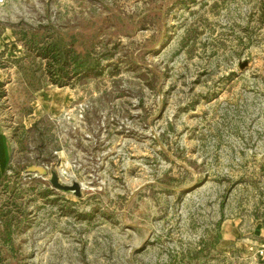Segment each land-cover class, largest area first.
<instances>
[{"label": "rangeland", "instance_id": "374dc122", "mask_svg": "<svg viewBox=\"0 0 264 264\" xmlns=\"http://www.w3.org/2000/svg\"><path fill=\"white\" fill-rule=\"evenodd\" d=\"M0 84V264H264V0H8Z\"/></svg>", "mask_w": 264, "mask_h": 264}, {"label": "trees", "instance_id": "16d2710c", "mask_svg": "<svg viewBox=\"0 0 264 264\" xmlns=\"http://www.w3.org/2000/svg\"><path fill=\"white\" fill-rule=\"evenodd\" d=\"M147 18V17H146ZM145 18L141 21V26L144 24ZM90 38H85L82 33H73L68 35L65 39H53L49 42L39 46L37 53L42 59L50 60L51 73L50 75L58 78H67L70 74L76 76L78 74H96L97 61L93 57L95 43L94 40L97 37V33H91ZM92 36V37H91ZM56 84L65 85L63 81H55ZM0 84V88H1ZM0 93V97H1ZM190 166H195L194 163L189 162ZM172 181V178L167 180ZM4 235L6 237L5 243L8 246H12L13 242L10 235V222L3 223ZM219 237H217V241ZM198 255H195L192 260L197 259ZM195 261V260H194Z\"/></svg>", "mask_w": 264, "mask_h": 264}, {"label": "water", "instance_id": "95a60500", "mask_svg": "<svg viewBox=\"0 0 264 264\" xmlns=\"http://www.w3.org/2000/svg\"><path fill=\"white\" fill-rule=\"evenodd\" d=\"M31 171H35L39 176H45L46 171L42 168H32ZM49 183L53 189L64 193H73L76 197H80V186L77 183L72 185H63L60 183L59 178L55 172L50 173Z\"/></svg>", "mask_w": 264, "mask_h": 264}, {"label": "crops", "instance_id": "0c3cea01", "mask_svg": "<svg viewBox=\"0 0 264 264\" xmlns=\"http://www.w3.org/2000/svg\"><path fill=\"white\" fill-rule=\"evenodd\" d=\"M7 153H8V151H7V146H6V140L4 137H2V135H0V174H1V171L4 167V165H6V162L8 159ZM259 231H263V229H259ZM258 239L261 243V246H264V235L260 234V237Z\"/></svg>", "mask_w": 264, "mask_h": 264}, {"label": "built area", "instance_id": "2783aa9c", "mask_svg": "<svg viewBox=\"0 0 264 264\" xmlns=\"http://www.w3.org/2000/svg\"><path fill=\"white\" fill-rule=\"evenodd\" d=\"M8 0H0V8L4 7L7 4ZM259 256L264 259V246H260L259 250L257 251Z\"/></svg>", "mask_w": 264, "mask_h": 264}]
</instances>
